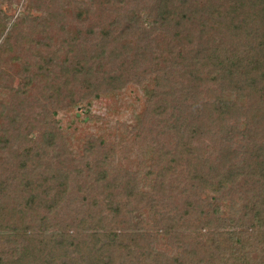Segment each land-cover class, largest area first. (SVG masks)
Listing matches in <instances>:
<instances>
[{"label":"trees","instance_id":"16d2710c","mask_svg":"<svg viewBox=\"0 0 264 264\" xmlns=\"http://www.w3.org/2000/svg\"><path fill=\"white\" fill-rule=\"evenodd\" d=\"M30 2V58L0 17V264H264V0ZM131 86L76 155L58 110Z\"/></svg>","mask_w":264,"mask_h":264},{"label":"rangeland","instance_id":"374dc122","mask_svg":"<svg viewBox=\"0 0 264 264\" xmlns=\"http://www.w3.org/2000/svg\"><path fill=\"white\" fill-rule=\"evenodd\" d=\"M42 12L36 10L35 3H31L30 0H0V17L3 16L9 18L10 22L15 21L16 19H24L27 17L26 23L24 25H20L19 33L16 38V46L20 53L15 52L17 55H23L24 57L30 58L29 54L32 50L31 45L26 39L23 37H29V19L33 17L42 16ZM36 48V47H34ZM16 50V49H15ZM11 53H8V59L11 56ZM5 56V58H7ZM9 70L11 74H16L15 67L6 68ZM17 78H14V87L16 86ZM144 89L141 86H131L125 89V92L118 96L117 99H114L110 96L100 95L98 98L91 101V115L93 116L94 125L96 123V118L98 119V123L95 128H92L91 123H87L83 116L80 115L79 110L75 107L67 108V110H58L55 116L56 125L64 130H67L70 133V136L77 140L75 142V148L73 150L77 153L76 155H81L84 146L87 143V140L96 138L98 135L106 134L103 130L104 128L110 126H131L134 123V116L139 113L144 107L146 102V95H144ZM37 94V93H36ZM34 92L32 93L33 97L36 98ZM80 92L78 93V95ZM0 100H9V95L2 89L0 86ZM34 107L28 109L27 112L31 116L30 118H34V116L38 113L39 109L34 110ZM100 118V120H99ZM105 124L103 127L102 124ZM103 127V128H102ZM69 136V137H70ZM106 136V135H105ZM72 141V140H70ZM67 137V142L71 143ZM123 146V143H122ZM134 151L137 152V147L134 145Z\"/></svg>","mask_w":264,"mask_h":264}]
</instances>
